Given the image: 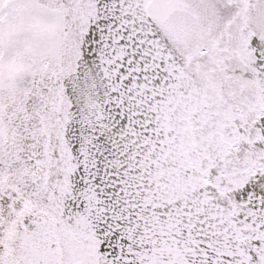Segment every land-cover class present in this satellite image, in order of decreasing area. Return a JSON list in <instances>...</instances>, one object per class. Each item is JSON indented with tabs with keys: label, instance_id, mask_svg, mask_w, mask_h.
Here are the masks:
<instances>
[{
	"label": "snow or ice",
	"instance_id": "snow-or-ice-1",
	"mask_svg": "<svg viewBox=\"0 0 264 264\" xmlns=\"http://www.w3.org/2000/svg\"><path fill=\"white\" fill-rule=\"evenodd\" d=\"M0 264H264V0H0Z\"/></svg>",
	"mask_w": 264,
	"mask_h": 264
}]
</instances>
